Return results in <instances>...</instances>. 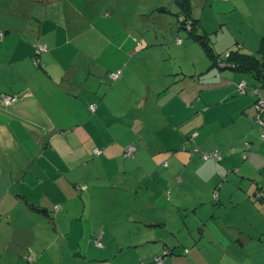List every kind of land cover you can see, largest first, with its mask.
Instances as JSON below:
<instances>
[{"label":"crops","instance_id":"crops-1","mask_svg":"<svg viewBox=\"0 0 264 264\" xmlns=\"http://www.w3.org/2000/svg\"><path fill=\"white\" fill-rule=\"evenodd\" d=\"M27 19L12 18L4 25L6 20L0 17L4 32L0 37V264H61L63 258L68 264H155L154 256L165 248L170 251L165 264H229L224 262L229 251L226 246L218 248L220 255L205 253L200 246L206 237L199 228L205 229L210 218L216 217L215 213L208 215L211 209L220 208L203 206L214 198L209 188L192 206L193 179L205 177L215 186L223 170L243 172L249 178L256 172L261 181L244 189L237 203L256 213L252 216L264 217V129L256 120L252 92L257 88L261 93L264 85L251 73L232 69L225 59H219V69L210 64L204 87L192 89L196 82L192 78V44H184L183 38L170 51L189 56L188 66L180 60L150 59L144 48L126 38L118 42V32L110 26L102 34L94 27L85 31L82 21L72 29L66 17L54 14L28 13ZM37 44L49 48L40 55L39 65L32 62ZM118 70L117 79L107 76ZM214 70L230 72L222 76ZM243 81L246 92L239 89ZM5 94L18 98L6 105L1 101ZM131 145L136 150L125 157L124 151ZM95 148L102 154L96 155ZM14 150L22 164L15 174L13 169L6 174L2 161ZM213 150H219L222 158L205 160L203 151ZM85 163L93 165V172L84 170ZM179 165L184 167L176 177L168 169ZM211 170L213 176L207 177ZM29 174L33 182L25 183ZM21 185L30 196L44 197L24 201L5 192L15 189L14 194L21 198ZM227 185L221 182L216 190L225 192ZM81 192L87 197L113 195L111 209L127 211L128 217L79 221L67 204L70 198L76 199L84 216L88 201L84 200V208L79 206ZM229 198L236 203L233 196ZM37 201L45 207L34 204ZM52 202L60 203L55 207V219L48 207ZM93 207L102 210L101 205ZM192 207L198 231L185 218L184 212ZM131 211L136 212L133 217L128 214ZM248 218L250 213H244L243 219ZM117 220H125L123 226L131 228L130 233H117ZM135 226L138 229L132 232ZM75 228L78 244L79 240L88 243L85 252L81 245V251L69 252L67 235ZM96 234L105 244L102 248L96 243L98 248L91 246ZM187 237L192 248L183 256L177 247ZM207 240L224 245L227 237L214 235ZM117 241L130 242L128 247L136 252L111 256L107 246ZM148 243L155 248H146ZM255 253L244 264H264V253Z\"/></svg>","mask_w":264,"mask_h":264},{"label":"rangeland","instance_id":"rangeland-1","mask_svg":"<svg viewBox=\"0 0 264 264\" xmlns=\"http://www.w3.org/2000/svg\"><path fill=\"white\" fill-rule=\"evenodd\" d=\"M28 13H34L37 16L49 13L52 15L54 14V16L66 17L67 23L71 26V28L73 27L72 29L80 27V21H82V28L85 31L90 27H94L95 29L100 30L102 34H104V30L110 26L112 29L117 30L118 42H120V38H126L128 42L134 43L140 49L144 48V51L147 52V56L150 59L162 58L164 61L180 60L188 66L190 61L189 56H185L184 54V57H181L178 53H176V49L173 52L170 51L173 44L178 42L181 43L184 40V44H192V78L196 79V82L192 83V89L197 90L198 88L204 87L203 83L208 80V77L211 74L209 71L210 64L212 66L210 57L208 56L203 44L193 36L191 41L188 29L182 27L184 16L175 0H3V2L0 3V17L3 16V18L7 21H4V23H6L4 25L9 24L10 19H18L19 17L23 22H26L28 20ZM192 16L199 18L201 21V24L193 30V34L203 35L208 33L211 36L214 50L220 54L222 59H226V53L231 49L240 48L243 52L258 53L257 51L261 46V38L262 35H264V0H192ZM100 17L101 19L97 20ZM65 23L66 22H63L62 24ZM92 32L96 33V31ZM120 34L121 36H119ZM87 37H89V34L85 37V39H87ZM182 38V41H178ZM101 41H103L102 38L100 39V42ZM83 44H87V42ZM117 45L120 47V44ZM37 46H39V44H37ZM34 60L35 57L33 55V63ZM213 68L219 69V67ZM182 70L184 71L183 68ZM225 72L227 73L230 71L214 70V74L221 73L222 76L225 75ZM107 76H109V73ZM263 92L264 90L261 88V93ZM203 153H205V151H203ZM3 160L5 161H2V169L6 174H8L9 169H13L15 174V172H17L15 168L22 164V159L15 153V150L12 151V153L7 152ZM167 165V162L164 163V166ZM181 166L183 165H179L175 168L172 166L168 170L174 171V174L177 177V173L182 172V170H180ZM257 169L259 171V168ZM84 170L89 173L93 172V165L85 163ZM252 170L254 171L256 169ZM24 171L25 169L22 170V173H24ZM194 171L195 170L192 172ZM211 172L212 170L209 171L207 177L213 176V173ZM231 172L234 173H229L228 171V174L226 170L220 172L215 186L212 181L209 182V180L205 177H202L201 180L193 179L194 184L192 185V189L195 188L196 190H192L191 199L192 206H194L195 202H193V200L195 199L197 202L198 198L203 196V192H205L204 190L209 188L210 196H214L216 199H210V202H206L203 206H206L209 209L210 205L214 208H220H215V210L211 209L208 212V215L210 216L212 213H215L216 217L213 219L210 218L211 223L210 225H206L205 229L199 228L200 232L205 231L204 235L206 239L200 244V246L203 247L204 252H217L220 255L218 248L222 247L223 250L226 246L229 251L226 259H224V262H229V264H244V262H247L249 259L253 260L252 257L255 256L254 254H257L255 252L258 251L260 253H264V217L260 215L258 217L252 216L256 213L249 211L243 203L238 204L237 201L238 199L243 198L244 189L251 187L257 181H261L262 178L257 176L256 172L252 173L250 178L246 177L247 175H244L243 172H238L236 170H232ZM254 177L255 180L253 179ZM26 182H33L30 174L26 177L25 183ZM103 182L108 181L106 180ZM221 182L223 184H228L225 192L222 189H220L219 192L216 190ZM196 183H199V186H197ZM213 186L215 188L212 189ZM8 187H11V185H8ZM224 187H226V185ZM21 188V198L14 194V192H17L15 189L11 191L6 188L5 192H10L14 198L18 200L22 199L24 201L25 199L28 200V197L34 199V201L37 198L44 197L39 195L30 196V194L26 191L27 189L24 188L23 185H21ZM82 193L83 192L78 194V198H81L79 206L84 208V202L88 201L86 202L87 211L84 216L83 212L80 211V208H78V206L76 207V199L72 201L73 198H70V201L67 204L68 208L72 210L70 213L77 217L79 221L81 219L86 223L90 220L92 221L98 219H107L108 221H112L122 215H126V217H128L127 211L111 209L109 203L114 202L112 199L113 195H111L112 197L108 194L87 197L86 195L83 196ZM219 193L221 194V200L219 199ZM10 194L7 196L10 197ZM207 196L208 194H204L205 198H207ZM227 196L228 198H226ZM231 196H233V200H235L237 204L229 202V197ZM34 204L41 206L38 201ZM63 204L65 205L64 202ZM59 205V202H52L51 206H48L51 216L54 219L57 218L55 207ZM94 205H101L102 210H98L97 207H93ZM260 205L263 204L260 203ZM260 211L262 212L263 210L260 208ZM193 212V207L192 210L188 209L184 212L186 214L185 218L188 220L191 229L198 231L197 226H195L196 223L192 221L193 219H196ZM135 213V211H131L128 214H130V217H133ZM244 213H250V218L244 220ZM58 218L62 219V216L59 214ZM183 218L184 215L182 213L180 220H183ZM225 220H228L229 222H224ZM125 224V220H117L115 222L117 233H130L129 231H131V228H124L123 225ZM136 229L138 228L135 226L132 232ZM76 231L77 228H75L72 235H67L71 244L69 252L71 249L74 251L75 249L76 251H81L80 245L85 252L88 243L82 244L79 240L80 244H78L77 241L79 237L76 235L79 234H77ZM200 232L198 233L200 234ZM98 234H96L97 237ZM214 235H219L221 237L225 236V238L227 237V241L224 245L221 243H209L207 238ZM190 237L192 238V236ZM242 237L243 240H239V238L242 239ZM98 238L101 243L99 247L102 248L101 246L105 244L100 240V237ZM96 239L93 240L94 242L91 246L98 248L95 244ZM123 240L126 241V239ZM240 241L244 244L242 245ZM128 245H130V242L125 243L117 241L112 244V247L108 248L107 246V251L111 253V256L116 254L118 257L127 253L129 254L130 252H136L133 248H129ZM145 246L146 248L148 246H150V248H155V245L151 243L145 244ZM161 246L163 245L161 244ZM189 248H192V240H188V237L186 242H182L177 247L180 254L183 256H186ZM58 250L60 251L61 248ZM74 251L72 253H74ZM165 252H167L166 257L168 258L170 251L165 248L161 253L156 254L153 260L157 256L163 255ZM223 252L225 253V251ZM247 254L249 255L247 256ZM185 258L186 257H183L182 260L184 263ZM123 263L124 262H121V264ZM61 264L68 263L63 258ZM155 264L158 263L155 262Z\"/></svg>","mask_w":264,"mask_h":264},{"label":"trees","instance_id":"trees-1","mask_svg":"<svg viewBox=\"0 0 264 264\" xmlns=\"http://www.w3.org/2000/svg\"><path fill=\"white\" fill-rule=\"evenodd\" d=\"M175 2L179 6L180 11L181 13H183V16H184L183 21H182V27L188 29V31L190 32V35L193 36L195 39L199 40V42L203 44L208 56L210 57L212 67L213 66L220 67L219 59H222V58L220 54L214 50L212 46L211 36L208 33H205L203 35L193 34V30L196 29L198 25L201 24V21L199 18H195L192 16V0H175ZM0 31L4 35V32L2 30ZM2 36L0 35V37ZM38 49H39V46L36 47V53L34 56L35 59L38 56V53H37ZM228 52L229 53H227V56L225 59L227 66L229 65V67L239 72L251 73L264 85V35L261 38V46L259 50L257 51L258 52L257 54L243 52L240 49H231ZM43 53L44 52H42L41 54ZM40 55H39V58L41 57ZM259 55L261 57H259ZM11 95H16V94H11ZM29 206L33 208L31 204ZM41 210L47 212L46 209L44 208Z\"/></svg>","mask_w":264,"mask_h":264},{"label":"built area","instance_id":"built-area-1","mask_svg":"<svg viewBox=\"0 0 264 264\" xmlns=\"http://www.w3.org/2000/svg\"><path fill=\"white\" fill-rule=\"evenodd\" d=\"M0 35L2 36L3 33L0 31ZM178 41H181V39H179ZM48 50V47L46 44H40L39 45V49L37 50L38 56L35 59V64L39 65L40 64V58L39 55L42 52H45ZM120 71H114V72H110L109 73V77L111 79H117L120 76ZM239 89L241 92H246L247 91V83L245 81L241 82L239 84ZM252 92L254 93V95L256 96V101H255V109L257 111V115H256V120L259 124H261L263 126L264 129V118H263V113H264V94L260 93V90L257 88H253ZM18 96L17 95H3L2 96V101L4 104L8 105L11 104L13 102H15L17 100ZM96 106L92 105L91 109L92 111H95ZM262 136L264 138V130L262 132ZM248 146H250L249 143H247ZM136 147L134 145L128 146L126 147L125 151H124V156L125 157H130L133 155V153L135 152ZM94 153L96 155H100L102 154V150L100 148H95L94 149ZM246 155H244L245 157ZM203 158L205 160H210V159H221L222 158V153L219 150H213L211 152H205L203 153ZM96 244L97 245H101L99 238L96 239ZM167 252H165L163 255H159L157 256L154 260L158 263V264H165L166 263V257Z\"/></svg>","mask_w":264,"mask_h":264}]
</instances>
